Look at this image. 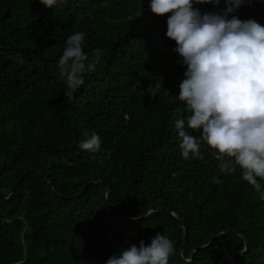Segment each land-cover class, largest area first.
I'll return each instance as SVG.
<instances>
[{
  "label": "trees",
  "instance_id": "1",
  "mask_svg": "<svg viewBox=\"0 0 264 264\" xmlns=\"http://www.w3.org/2000/svg\"><path fill=\"white\" fill-rule=\"evenodd\" d=\"M232 16L264 25V0ZM167 19L150 0H0V264H105L158 233L174 243L169 264H264L260 193L203 142V160L180 154L187 68ZM76 32L102 56L70 100L57 65ZM93 132L95 154L80 148Z\"/></svg>",
  "mask_w": 264,
  "mask_h": 264
},
{
  "label": "clouds",
  "instance_id": "2",
  "mask_svg": "<svg viewBox=\"0 0 264 264\" xmlns=\"http://www.w3.org/2000/svg\"><path fill=\"white\" fill-rule=\"evenodd\" d=\"M38 2L53 8L65 0ZM246 2L251 0H225L227 7L222 14L202 13L195 7L219 5L221 0H150V9L157 16L168 15L166 36L175 41L174 51L187 68L178 99L188 115L175 122L181 156L203 160L201 142L205 143L217 153L221 173H235L238 166L242 179L264 200L258 183V179L264 181V25L255 19L228 18ZM84 40L83 32L70 35L58 60V76L66 83L64 95L70 100L102 56L96 48L90 59L83 49ZM160 89L161 85L154 83L144 93L155 98ZM186 126L199 132V139L190 135ZM100 147L95 132L80 144L93 154ZM213 182L222 183L215 178ZM174 254L173 241L158 233L149 246L140 241L139 247L133 244L110 256L105 264H169Z\"/></svg>",
  "mask_w": 264,
  "mask_h": 264
},
{
  "label": "water",
  "instance_id": "3",
  "mask_svg": "<svg viewBox=\"0 0 264 264\" xmlns=\"http://www.w3.org/2000/svg\"><path fill=\"white\" fill-rule=\"evenodd\" d=\"M108 194H109V190H107V195H108ZM185 238H186V234H185ZM185 238H184V239H185ZM246 248H247V242H246ZM245 250H246V249H245ZM234 255H237V254H234ZM234 255H233V256H234ZM190 260H192V259H190Z\"/></svg>",
  "mask_w": 264,
  "mask_h": 264
}]
</instances>
